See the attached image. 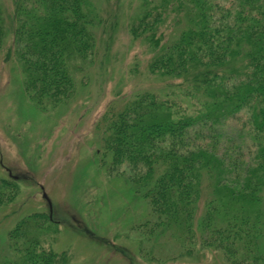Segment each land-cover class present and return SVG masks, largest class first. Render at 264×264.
<instances>
[{"label":"trees","instance_id":"1","mask_svg":"<svg viewBox=\"0 0 264 264\" xmlns=\"http://www.w3.org/2000/svg\"><path fill=\"white\" fill-rule=\"evenodd\" d=\"M121 31L149 50L163 86L121 98L96 124L101 167L144 200L130 228L149 243L142 256L161 264L154 250L172 241L181 258L202 247L264 264V0H0V58L42 111L109 80ZM20 191L0 178V210ZM59 228L49 213L25 216L0 264H71L47 247Z\"/></svg>","mask_w":264,"mask_h":264},{"label":"rangeland","instance_id":"2","mask_svg":"<svg viewBox=\"0 0 264 264\" xmlns=\"http://www.w3.org/2000/svg\"><path fill=\"white\" fill-rule=\"evenodd\" d=\"M149 54L121 31L109 80L100 81L99 89L86 86L67 106L46 111L26 97L17 65L0 58V178L17 177L21 190L12 205L0 210V250L19 220L44 212L60 227L56 242L48 238L47 247L69 251L71 264H158L142 256L140 247L149 243L130 229L146 217L144 200L123 177L101 167L96 131L103 114L121 98L163 87L148 71ZM76 78L79 82L80 74ZM97 78L94 72L90 83ZM162 247L154 250L161 264H229L210 249L198 247L192 258H181L172 241Z\"/></svg>","mask_w":264,"mask_h":264}]
</instances>
